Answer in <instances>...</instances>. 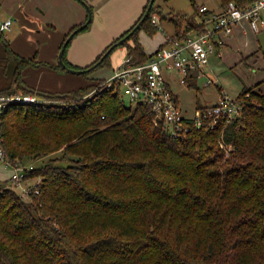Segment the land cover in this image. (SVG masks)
Masks as SVG:
<instances>
[{
  "label": "trees",
  "instance_id": "16d2710c",
  "mask_svg": "<svg viewBox=\"0 0 264 264\" xmlns=\"http://www.w3.org/2000/svg\"><path fill=\"white\" fill-rule=\"evenodd\" d=\"M78 1L88 12L89 3ZM220 1L224 8L256 0ZM150 2L93 63L78 67L68 59L72 41L65 42L88 12L60 46L67 68L89 79L119 48L133 64L145 63L151 54L139 32L159 31L154 14L177 31L198 14L195 2L191 15H163L154 4L141 23ZM4 32L0 94H34L40 102L13 104L1 117L8 161L27 168V183L37 181L26 194L0 181V264H264V80L243 89V113L226 128L173 137L146 104L127 105L107 79L69 92L30 87L28 68L68 71L38 52L18 53Z\"/></svg>",
  "mask_w": 264,
  "mask_h": 264
},
{
  "label": "built area",
  "instance_id": "2783aa9c",
  "mask_svg": "<svg viewBox=\"0 0 264 264\" xmlns=\"http://www.w3.org/2000/svg\"><path fill=\"white\" fill-rule=\"evenodd\" d=\"M152 22L163 30L157 18H153ZM12 24L11 19L0 22V31L9 30ZM239 29L255 33L264 30V0H256L245 7L229 2L220 11L211 10L206 5L198 6L195 21L184 24L181 31L174 26V32L166 35L145 63L133 64L132 57L125 56L116 73L104 84L119 88L121 97L131 106L146 104L153 114L155 125H161L173 137L186 138L192 129L226 128L243 113V104L238 98L230 97L220 88L216 103L189 113L182 109L173 84L178 80L187 87L194 82L199 87V81L203 79L205 86L214 85L217 76L212 71L211 58H223L230 39ZM38 102L40 98L34 94H0V166L11 169L8 179L10 188L24 194L29 190L25 179L28 170L23 165H13L8 161L1 117L13 104Z\"/></svg>",
  "mask_w": 264,
  "mask_h": 264
},
{
  "label": "rangeland",
  "instance_id": "374dc122",
  "mask_svg": "<svg viewBox=\"0 0 264 264\" xmlns=\"http://www.w3.org/2000/svg\"><path fill=\"white\" fill-rule=\"evenodd\" d=\"M0 2V22L7 19H11L13 21L11 30H6L4 32L7 40L11 42L13 48L16 47L17 49H21L23 51H28L34 46L33 52L35 53L37 49L32 42V36H34L35 32L40 31V29L32 28V24H30L28 20H25V28L23 31L19 18L21 14L17 15L19 10L22 13L23 10L26 11L27 5H21L23 9H19V5L23 4V0H9L7 4L2 3V1ZM193 2H195V5L208 4L210 8L217 11L221 9L220 0H194ZM193 2L191 0H155L154 4L158 10H162L163 15H177V13L190 15L193 11L195 12ZM137 4H141V0H108L105 4L101 5L100 9H102L103 12L101 13L100 18L102 17V19H99V16L95 15V18L97 19L93 25L95 26L99 24L100 28L96 29L95 33L92 35L93 37L91 36L88 38V35H85L90 34L91 29L79 33L75 37V42L81 43L82 46H84V54H91L92 51L94 49L96 50L103 42H106L115 36L117 37L127 31L129 29H126L127 25L134 19L133 14L135 9H137ZM161 16L162 15L159 13L154 14V18H157L159 21L161 20ZM161 24L163 30H159L155 35H150L144 29L139 32V41L146 49H152L166 34H172L174 32V26L169 21L162 20ZM249 36L251 40L255 42L253 43V47H257L259 49V51L254 55L257 61L250 60L247 62V59L252 55L247 57L244 51L241 52L242 54L240 55L236 49L237 47H228L227 50L225 49L222 59H217L216 57L211 58V68L217 76V81L214 85L205 86V81L201 79L199 81V88H195L187 87L181 84L178 80L175 81L173 84V90L178 96L180 105L185 112L192 113L196 108L216 103L219 99L220 88L230 97L237 98L241 95L244 88L253 87L257 83L264 80V31L259 33L257 36H252V34ZM123 50L124 48H119L113 54L110 66L105 65L92 71L89 79L79 75L80 78L86 84L91 83L94 79L110 78L116 73L117 61L125 58V54L121 53ZM81 86H83V84ZM126 104L129 105V101H126ZM223 138L224 136L221 135L220 142H222ZM222 147L226 148L224 145H222ZM35 163L36 165H40L41 160H38ZM10 175V168L5 169L0 166V181L8 180ZM35 181H30V183L27 184V187L34 185ZM18 192L22 193L20 190H18Z\"/></svg>",
  "mask_w": 264,
  "mask_h": 264
},
{
  "label": "crops",
  "instance_id": "0c3cea01",
  "mask_svg": "<svg viewBox=\"0 0 264 264\" xmlns=\"http://www.w3.org/2000/svg\"><path fill=\"white\" fill-rule=\"evenodd\" d=\"M0 1L7 4L9 0ZM86 1L93 7L94 10V21L92 24V28H90L91 32L90 34H85L88 35V38H90L95 33L96 29L100 28L99 24L93 26L95 20L97 19L95 18V15L99 16V19H102V17L100 18V16L103 10L100 8L101 5L105 4L108 0ZM147 2L148 0H141V4L136 5L137 9H135V12L133 14L134 19L130 21L131 23L127 25L126 29L130 28L139 19ZM21 5H27L26 11L23 10L22 13L19 10V12H17V15L21 14L19 18L23 31L25 28V20H28L30 24H32V28L40 29V31L35 32L34 36H32V42L36 46L37 50L35 49L36 52H33L34 46L28 51H23L21 49H17L16 47L14 49L18 53L27 57H32L38 52L39 60L52 64L58 63L60 46L65 36L74 26L80 25L85 22L88 16L87 9L78 0H23V4L19 5V9H23ZM200 5H206L209 7L208 4H197V6ZM210 9L217 11L212 8ZM11 28L9 30H11ZM259 33L252 32L251 30L246 31L243 29H239L230 39L228 47H237L236 49L238 50L240 55L243 51L246 53L247 57L252 55L247 59V62H249L250 60L257 61L254 55L259 51V49L257 47H253V43L255 42L251 40L249 35L252 34V36H257ZM166 35L164 37L162 36L163 38L152 49L148 50L144 47L145 51L149 52L148 54L153 53L163 43ZM117 37L115 36L108 41L103 42L97 47L96 50L94 49L89 55L84 54V46H82L81 43H76V38H74L72 45L68 51V59L72 64L78 67L88 66L93 63L97 59V57L105 50V48ZM121 53L125 54L124 56H126L125 48ZM122 61L123 59L117 61L116 67H118ZM24 80L27 85L35 88L36 90L52 93L74 91L87 85L85 82H83L79 75H76L74 73L71 74L70 72H61L50 67L28 68L24 72ZM82 84L83 86H81Z\"/></svg>",
  "mask_w": 264,
  "mask_h": 264
},
{
  "label": "water",
  "instance_id": "95a60500",
  "mask_svg": "<svg viewBox=\"0 0 264 264\" xmlns=\"http://www.w3.org/2000/svg\"><path fill=\"white\" fill-rule=\"evenodd\" d=\"M154 3H155V0H151L150 4H149V7L145 13V16L143 17L141 23H143L147 17L150 15L151 13V9L153 8L154 6ZM86 7L88 8V12H89V17H88V20L85 24H83L82 26H80L79 28H77L74 32H72V34L67 38L66 42H65V47L74 39V37L76 36V34H78L81 30L85 29L86 27L89 26V24L93 21V11L92 9L90 8V5L89 4H86ZM141 23H139L133 30L134 31H137L140 27H141ZM131 32V34L133 33ZM125 41V39L122 40V42ZM117 45H114L112 46L104 55L103 57L101 58V60L96 64V66H98L99 64H101L109 55L110 53L114 50V48L116 47ZM64 52H65V49L63 48L60 53H59V63L61 64L62 68L67 70L68 72L70 73H76V74H80L82 73L83 71H76L74 69H69L67 68L65 62H64Z\"/></svg>",
  "mask_w": 264,
  "mask_h": 264
}]
</instances>
